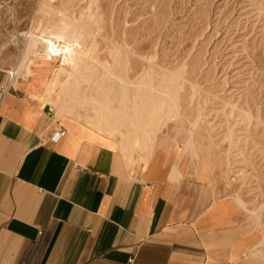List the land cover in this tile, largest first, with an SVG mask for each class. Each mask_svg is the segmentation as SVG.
<instances>
[{"label":"rangeland","instance_id":"374dc122","mask_svg":"<svg viewBox=\"0 0 264 264\" xmlns=\"http://www.w3.org/2000/svg\"><path fill=\"white\" fill-rule=\"evenodd\" d=\"M66 31L75 35L74 51L88 56L99 74L120 54L130 89L149 81L159 95L173 86L177 107L165 109L156 124L120 126L124 134L138 132L129 150L119 131L87 121L98 116L102 123L96 108L67 111L85 95L98 96L96 82L83 79L76 97L77 60L63 50L47 57L41 45L32 57L48 74L45 91L50 92L43 100L56 105L62 118L65 113L85 130L114 141L131 160H143L156 145L174 146L191 180L213 198L238 202L242 228L254 235L256 260L264 264V0H0V64L12 63L9 68L22 75L21 57L32 38H51L61 47L68 35H58ZM50 81L56 91L48 88ZM63 99L68 103L61 111ZM112 108L124 117L123 104Z\"/></svg>","mask_w":264,"mask_h":264},{"label":"crops","instance_id":"0c3cea01","mask_svg":"<svg viewBox=\"0 0 264 264\" xmlns=\"http://www.w3.org/2000/svg\"><path fill=\"white\" fill-rule=\"evenodd\" d=\"M42 66L0 91V264H263L235 199L191 180L174 146L131 160L62 118Z\"/></svg>","mask_w":264,"mask_h":264},{"label":"bare ground","instance_id":"6f19581e","mask_svg":"<svg viewBox=\"0 0 264 264\" xmlns=\"http://www.w3.org/2000/svg\"><path fill=\"white\" fill-rule=\"evenodd\" d=\"M69 30H71V29L69 28ZM52 33L56 34V32H54V31ZM63 35H68V39H66L64 41L62 40L63 44L61 47H58L56 44V41H54L51 38H40V36H37V37L32 36L33 38L31 40L30 45L28 46L26 51L22 54L20 64H22V61H24L25 62L24 72L26 74H31L32 73V69H31L32 65L36 64V60L33 59L32 56L36 55V52L38 51V49L41 45L45 46V48H46L45 52H47V54H48V55H46L47 57H52L53 54L56 55V54L60 53L62 50H63V52L65 51V52H69V54L71 53L74 56L75 60H77V63H78L76 68H75V73L73 72L75 75H77L78 78L74 79L75 81H73V83H72L73 86H77V87H75V89H76L75 91L77 92L76 97H78V95H80L79 93H80L81 89H80L79 85H81V83L83 82L82 80L86 79V78L91 80V81L94 80L96 82V83H94L95 85L93 84L94 86H92V87H94L96 89V91L95 90L94 91L98 93L97 94L98 96L95 95L96 97H92V96L85 95V96L79 98V100L77 99L78 101L77 100L76 101L78 103H76L75 105L72 104L73 106L71 108H69V110L67 109L68 112H72L73 109L75 110V108L79 107V106L85 107L86 105H91L93 108L97 109V111L99 112V115H101V118L103 117V119H102L103 121L101 120V118H99L102 121V123L97 122L98 116L97 117L88 116L87 121L91 124L99 126L100 129H105L109 132L119 131L120 134L125 136V139H126L125 143L127 142L126 145L129 147V145L132 143L131 137H133V136L136 137L138 132H136L137 130H134V131L129 130L128 133L124 134L120 130V126L126 125L127 122L131 123L135 128H137L141 123H144L145 125H153V124H156L157 122H159V120H161L163 118L164 112L166 111L165 109L173 108V110H174V108L177 107L176 106L177 100L175 99V96H171V91H173L171 89L173 88V86L170 89V92L166 91L165 89H161V91H158L160 93L159 95H156L154 93V91L156 92L157 86L155 87L154 85L149 83V81H143V82L140 81L141 83H138L136 81V83H138L137 87L135 89H133V88L130 89L131 86L128 87V84L131 83V80L127 75V70H126L127 65L126 66L122 65V61H120V59H119L120 57L118 58V56L120 54L118 56L116 54L117 57L114 58L113 65L109 66V64L107 65L108 62L107 63L105 62L106 63L105 65H107V67H105L106 73L104 72L103 74H99V72H100L98 70L99 68L97 69V66L95 67L94 64L89 62V60L87 58L88 56L84 57V56L80 55L78 52L74 51V47L71 45V43H73V40L75 39V35L73 34V32L72 31H66L63 33L60 32L58 35V38H62ZM59 41H61V40H59ZM74 45H77V43H75ZM80 48H78V49H80ZM69 54L67 53V55H69ZM87 55H89V54H87ZM91 60H92V58H91ZM99 62H100V60H99ZM99 64H98V66H99ZM126 64H127V62H126ZM117 66H119V67H117ZM21 69L23 70V68H21ZM89 69L90 70L92 69L91 73H89ZM102 70H104V69H102ZM64 71L65 70H62L61 72H64ZM79 77H82V79L80 80ZM59 79H60V77H59ZM68 79H70V78H68ZM148 79H149V77H148ZM173 79L174 78H172V80ZM70 80H72V79H70ZM49 83H48V85H51V86H48V85L47 86H48V88H51V89L56 84V83L51 84V81ZM133 83H135V82H133ZM167 85H170V84H167ZM60 86H61V83H60ZM68 87H70L69 84H68ZM164 88H166V87H164ZM54 89L56 91V86H55V88H53V91H54ZM53 91L51 93H53ZM47 92H50V91H47ZM173 92L175 93L176 89ZM111 93H113V94H111ZM99 94H105V97L102 98V100H101L99 98ZM162 94H166V95L164 96ZM67 95H69V94H67ZM70 95H72V94H70ZM168 96H170V97H168ZM170 98H171V100H169ZM70 100H72V99H70ZM116 102L123 104V108H125L124 113H123L124 114L123 118L120 117L121 116L120 113H119L120 116L117 115V112H119V111H117L116 109H113V108L111 109L113 104ZM59 103H61L60 107H61V111H62V109L65 108V105L67 106L68 102H66V100L63 99L60 102H58V105H59ZM69 105H70V103H69ZM128 105L131 106L130 107L131 109L128 108ZM102 111H104V112H102ZM62 115L70 118L69 119L70 121L76 120V119L66 115L65 113L64 114L62 113ZM80 117H83V116L80 115ZM119 120H121V121H119ZM145 131L148 134L150 133V129H148L147 126H146ZM126 134H127V136H126ZM191 145H192V143H191ZM127 146H126V148H128ZM129 150H130V147H129Z\"/></svg>","mask_w":264,"mask_h":264},{"label":"built area","instance_id":"2783aa9c","mask_svg":"<svg viewBox=\"0 0 264 264\" xmlns=\"http://www.w3.org/2000/svg\"><path fill=\"white\" fill-rule=\"evenodd\" d=\"M17 75H18L17 68L11 69V71L9 72L10 77H9L8 83L6 85L0 87V91H1L2 95H5L6 93L9 92V90L11 88H13L14 83L17 79L16 78ZM65 135H66V131L63 129V127H61L60 125H57L55 128V131L52 134V140L57 141V140L61 139L62 137H64Z\"/></svg>","mask_w":264,"mask_h":264}]
</instances>
